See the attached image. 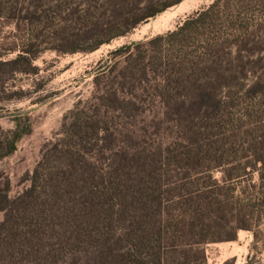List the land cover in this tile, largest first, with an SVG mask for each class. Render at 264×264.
Wrapping results in <instances>:
<instances>
[{"label":"trees","instance_id":"obj_1","mask_svg":"<svg viewBox=\"0 0 264 264\" xmlns=\"http://www.w3.org/2000/svg\"><path fill=\"white\" fill-rule=\"evenodd\" d=\"M183 1L0 0V88L17 74L37 75L44 52L92 53ZM103 61L94 81L111 80L99 104L70 112L21 193L0 187V264H208L205 245L236 240L253 229L248 216L264 212V118L260 135L235 136L246 145L240 161L229 159L234 144L222 153L226 143L207 129L232 109L264 105V0H214L176 30ZM146 85L163 120L189 136L151 156L114 153L105 164L100 142L110 127L101 108L139 107L138 96L119 91ZM15 119L1 132L0 161L32 130L28 116ZM219 168L222 184L212 172Z\"/></svg>","mask_w":264,"mask_h":264},{"label":"rangeland","instance_id":"obj_2","mask_svg":"<svg viewBox=\"0 0 264 264\" xmlns=\"http://www.w3.org/2000/svg\"><path fill=\"white\" fill-rule=\"evenodd\" d=\"M212 2L214 0H184L147 24L139 26L128 36L115 39L92 53L57 55L47 51L34 62L39 68L37 75L17 74L10 77L5 87L0 88V135L2 131L8 132L16 128L15 118L18 113L29 117L32 130L19 142L17 150L11 156L0 161V187L7 188L10 197L21 193L29 185V177L46 146L60 137L63 122L70 112L77 105L91 111L99 104L98 96L110 87L111 79H102L95 83L94 75L111 52L125 44L146 42L158 35L174 31L185 19ZM3 30L8 36L9 27ZM7 38L11 40L10 36ZM11 58L8 56L6 59ZM152 92L149 85L143 90L135 89L133 92L129 89L120 90L121 98L138 96L139 107L121 109L112 104L101 108V117L108 121L110 127L109 134H106L107 139L100 142L105 150V164L109 162L107 157L114 153L151 156L166 151L167 147L174 148V144L183 142L189 136L184 125L166 123L163 120L164 105L158 98L151 97ZM244 108L232 109L230 115H224V122L207 128L212 135L219 137V144L223 141L226 143L223 148L219 147L222 153L225 154L231 144L235 145L232 151L236 155L228 156L229 159L235 158L237 161L243 160L246 145L240 148L235 136L253 133L260 135L263 132L260 119L264 118V105L252 106L248 112ZM247 113L249 115L245 117ZM196 128L201 132L207 130L201 124ZM221 170L219 168L212 171L214 180L220 184L223 183ZM252 179L256 182L257 175ZM202 184L203 180H200L198 186L201 187ZM191 190H195V183L191 184ZM243 198L245 197L240 187V193L234 194L233 206L238 208L242 205L240 201ZM248 217L252 220L251 231L239 230L234 241L205 245L208 264H264V212L254 211Z\"/></svg>","mask_w":264,"mask_h":264}]
</instances>
